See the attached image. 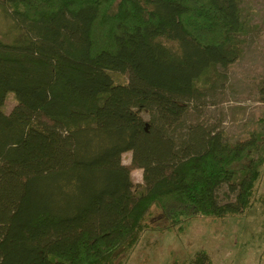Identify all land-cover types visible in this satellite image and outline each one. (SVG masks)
Returning <instances> with one entry per match:
<instances>
[{
    "label": "trees",
    "instance_id": "16d2710c",
    "mask_svg": "<svg viewBox=\"0 0 264 264\" xmlns=\"http://www.w3.org/2000/svg\"><path fill=\"white\" fill-rule=\"evenodd\" d=\"M241 2L0 0V264H124L153 207L179 229L249 206L262 131L229 142L200 119L240 54Z\"/></svg>",
    "mask_w": 264,
    "mask_h": 264
},
{
    "label": "rangeland",
    "instance_id": "374dc122",
    "mask_svg": "<svg viewBox=\"0 0 264 264\" xmlns=\"http://www.w3.org/2000/svg\"><path fill=\"white\" fill-rule=\"evenodd\" d=\"M240 7L246 26L240 54L228 68L224 90L201 109L200 119L223 131L229 142L246 140L262 131L264 147V104L257 94V86L264 78V0H242ZM111 76L117 83L127 80L126 74ZM15 104L9 92L2 109L9 113ZM137 111L147 117L145 110ZM121 160L129 168L134 193L141 194L142 170L132 166L130 152L123 153ZM247 162L244 159L241 164ZM219 199L222 203L234 201V195L224 187ZM146 225L124 264H180L201 250L208 255L210 264H264V162L254 182L250 204L243 212L220 218L200 217L179 229H165L166 221L153 207L146 216Z\"/></svg>",
    "mask_w": 264,
    "mask_h": 264
}]
</instances>
